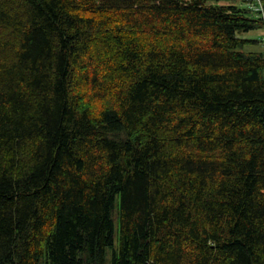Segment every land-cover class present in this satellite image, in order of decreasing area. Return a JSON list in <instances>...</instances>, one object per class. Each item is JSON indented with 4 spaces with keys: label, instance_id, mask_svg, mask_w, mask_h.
<instances>
[{
    "label": "trees",
    "instance_id": "16d2710c",
    "mask_svg": "<svg viewBox=\"0 0 264 264\" xmlns=\"http://www.w3.org/2000/svg\"><path fill=\"white\" fill-rule=\"evenodd\" d=\"M233 1L0 0V264H264V19Z\"/></svg>",
    "mask_w": 264,
    "mask_h": 264
},
{
    "label": "rangeland",
    "instance_id": "374dc122",
    "mask_svg": "<svg viewBox=\"0 0 264 264\" xmlns=\"http://www.w3.org/2000/svg\"><path fill=\"white\" fill-rule=\"evenodd\" d=\"M257 0H236L232 3H236L238 5L244 6V7H251L254 8V2L256 3ZM254 17H259V14L256 12H252ZM238 36L241 38H254L258 41L255 43H246L241 47V50L249 52V51H263L264 52V27L259 26L256 29L250 30V31H243L238 33ZM119 217L116 216L115 219V247H118L119 244ZM113 249L111 247H108L107 249V260L108 264H111V257H112ZM41 264H45V260L41 261Z\"/></svg>",
    "mask_w": 264,
    "mask_h": 264
},
{
    "label": "built area",
    "instance_id": "2783aa9c",
    "mask_svg": "<svg viewBox=\"0 0 264 264\" xmlns=\"http://www.w3.org/2000/svg\"><path fill=\"white\" fill-rule=\"evenodd\" d=\"M254 10H256L257 12H259L263 19H264V7L262 5L261 0H257L256 3L254 2Z\"/></svg>",
    "mask_w": 264,
    "mask_h": 264
}]
</instances>
